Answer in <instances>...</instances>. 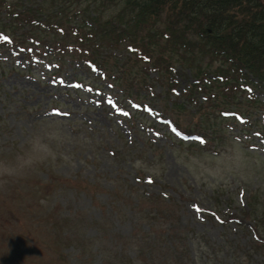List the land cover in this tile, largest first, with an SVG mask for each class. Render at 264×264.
<instances>
[{
	"label": "rangeland",
	"instance_id": "obj_1",
	"mask_svg": "<svg viewBox=\"0 0 264 264\" xmlns=\"http://www.w3.org/2000/svg\"><path fill=\"white\" fill-rule=\"evenodd\" d=\"M90 48L95 69L28 43L0 47V264H165L170 232L188 235L179 242L197 264H258L248 214L264 204V108L239 98L253 113L218 123L201 100L210 93L198 104L181 94L196 68L169 60L170 83L123 47ZM169 118L206 142L183 143Z\"/></svg>",
	"mask_w": 264,
	"mask_h": 264
},
{
	"label": "trees",
	"instance_id": "obj_2",
	"mask_svg": "<svg viewBox=\"0 0 264 264\" xmlns=\"http://www.w3.org/2000/svg\"><path fill=\"white\" fill-rule=\"evenodd\" d=\"M74 6L78 8L73 14L68 8ZM1 15L5 16L0 19V47L21 52L20 46L28 43L37 54L47 48L50 55L63 60L78 55L85 63L82 46L91 47L88 52L104 46L125 48L143 62L152 61L157 70L164 69L170 83L177 81L176 68L168 62L175 58L182 68L197 69L196 82H189L182 92L184 99L198 104L200 92L210 93L200 99L212 103L207 114L216 122L238 121L253 113L236 108L239 98L240 104L264 108V0H0ZM75 17L82 21L77 29L69 25ZM207 59L209 66L217 65L209 72L211 77L202 78ZM203 85L209 89L203 90ZM215 85L217 93L211 94ZM253 203L250 214L261 218L263 232L264 208ZM257 243L252 248L259 253L258 264H264V242ZM169 251L177 262L167 250L163 258L170 262L166 264H196L189 251V261Z\"/></svg>",
	"mask_w": 264,
	"mask_h": 264
},
{
	"label": "clouds",
	"instance_id": "obj_3",
	"mask_svg": "<svg viewBox=\"0 0 264 264\" xmlns=\"http://www.w3.org/2000/svg\"><path fill=\"white\" fill-rule=\"evenodd\" d=\"M4 172H6V173H10V171L11 170H9L8 168H4V169H2Z\"/></svg>",
	"mask_w": 264,
	"mask_h": 264
},
{
	"label": "snow or ice",
	"instance_id": "obj_4",
	"mask_svg": "<svg viewBox=\"0 0 264 264\" xmlns=\"http://www.w3.org/2000/svg\"><path fill=\"white\" fill-rule=\"evenodd\" d=\"M4 39H5V40H8L9 37L5 36ZM53 111H58V109H53Z\"/></svg>",
	"mask_w": 264,
	"mask_h": 264
}]
</instances>
